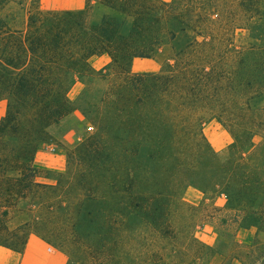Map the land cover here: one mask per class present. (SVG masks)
<instances>
[{"label":"trees","instance_id":"1","mask_svg":"<svg viewBox=\"0 0 264 264\" xmlns=\"http://www.w3.org/2000/svg\"><path fill=\"white\" fill-rule=\"evenodd\" d=\"M0 9L1 247L21 253L35 236L65 264H264V0ZM136 58L158 69L133 72ZM67 119L95 130L65 150L53 183L39 182L37 148ZM208 120L231 152L212 149ZM204 226L212 244L195 235Z\"/></svg>","mask_w":264,"mask_h":264},{"label":"rangeland","instance_id":"2","mask_svg":"<svg viewBox=\"0 0 264 264\" xmlns=\"http://www.w3.org/2000/svg\"><path fill=\"white\" fill-rule=\"evenodd\" d=\"M27 2L29 3L30 0H27ZM10 5L11 4L8 3L5 7H8ZM45 6L49 7V5H45ZM2 12L3 10L0 9V15ZM96 60H97L96 57L90 60V64L94 69H98V67L101 65L98 62L96 63ZM158 66H159V60L157 58H141V59L136 58L132 61L131 71L153 72L158 69ZM81 89H82L81 81L77 80L68 92L69 98L74 99L81 91ZM77 116L79 115L77 114ZM86 127H91L90 131H86ZM94 130L95 127L91 123H85L78 126L75 124V122L69 119L59 123L58 125L51 126L48 130L49 138L38 146L36 153L38 152L37 153L38 155L40 154L42 157L48 159L54 165H57L60 155L61 157L60 160L62 159L61 165L58 168H52V169L39 168L41 174L40 177L37 178V181L42 183H53L55 174L64 169L65 150L69 149L76 143V141L78 140L77 136L82 137L86 135L85 133H92ZM202 133L214 151L216 152L232 151V141L229 135L215 120H208L204 122L202 125ZM184 199L190 204L197 205L200 202L201 196L196 191L192 189H188L184 194ZM214 201L217 205L222 204L221 198H216ZM195 235L201 241L206 242L207 244L213 243V234L211 233V229L207 226L197 228L195 231ZM235 239L239 243H244L241 234L239 235L238 233H236ZM31 241L32 243L33 241H37L38 243L37 247L33 246V248H36L38 250L39 252L38 255L41 259H49L59 254L63 259V264H65L66 256L61 251L49 246L48 244H46L45 242H43L42 240L38 239L35 236H30L27 243L31 244ZM25 247L21 253H23ZM221 261H222V256L214 255L208 264H219Z\"/></svg>","mask_w":264,"mask_h":264},{"label":"crops","instance_id":"3","mask_svg":"<svg viewBox=\"0 0 264 264\" xmlns=\"http://www.w3.org/2000/svg\"><path fill=\"white\" fill-rule=\"evenodd\" d=\"M39 2L45 9L48 10H75L82 8L85 0H39ZM45 5H49V7H46ZM96 59V63H100V66L104 65L108 61V59L104 56L96 57ZM4 110L5 103L3 101H0V117L4 114ZM37 153L35 154L33 160V166H35L36 168L52 169L60 167L62 160H60V155L57 165H54L48 159H45ZM254 231V228L251 227L247 229H240L239 231H237V233L239 235L241 234L244 243H249L253 238ZM37 245V241H33V243L31 241V244L27 243L25 250L21 254L0 246V264H63V259L59 254L49 259H41L38 255V250L36 248H33V246L37 247Z\"/></svg>","mask_w":264,"mask_h":264},{"label":"built area","instance_id":"4","mask_svg":"<svg viewBox=\"0 0 264 264\" xmlns=\"http://www.w3.org/2000/svg\"><path fill=\"white\" fill-rule=\"evenodd\" d=\"M91 127H86V131H90Z\"/></svg>","mask_w":264,"mask_h":264}]
</instances>
